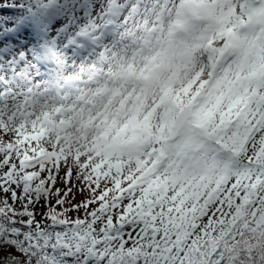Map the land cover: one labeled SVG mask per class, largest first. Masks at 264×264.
Listing matches in <instances>:
<instances>
[{
    "label": "snow or ice",
    "instance_id": "obj_1",
    "mask_svg": "<svg viewBox=\"0 0 264 264\" xmlns=\"http://www.w3.org/2000/svg\"><path fill=\"white\" fill-rule=\"evenodd\" d=\"M138 2L118 45L55 21L59 65L98 60L0 90V264H264V0Z\"/></svg>",
    "mask_w": 264,
    "mask_h": 264
},
{
    "label": "rangeland",
    "instance_id": "obj_2",
    "mask_svg": "<svg viewBox=\"0 0 264 264\" xmlns=\"http://www.w3.org/2000/svg\"><path fill=\"white\" fill-rule=\"evenodd\" d=\"M75 2V0H72L69 4L68 12L62 13L61 17H55L54 23L57 20L65 21L74 17V23L78 22L82 25L94 21L102 29L112 17L111 14L101 15L102 6L108 5L109 0H79L76 3V7H73V3ZM118 2L124 5L119 11L121 14L119 27L124 28H121L115 37L106 39L104 45L107 46L118 45L122 39H130L131 37H126V34L134 33L143 22V5L139 4L138 0H118ZM133 9L137 10L134 11ZM70 10H72V13L69 12ZM52 29L56 33V28L52 27ZM104 33L105 30H103L102 34L104 35ZM49 46V44L38 43V40L35 41L32 38H28L25 43L18 42L13 47V51L0 57V90L5 88L12 91L20 90L18 82L21 81V77H26L30 82L36 83L54 81L58 76L67 77L75 75L80 68L97 61L100 52L103 51V47H101L95 53L86 52L85 54L78 55L71 49L64 50L65 63L61 66L54 59L51 62L45 61V53ZM21 56L25 57L23 61H21ZM48 64H53V70H46L45 65L48 66Z\"/></svg>",
    "mask_w": 264,
    "mask_h": 264
},
{
    "label": "trees",
    "instance_id": "obj_3",
    "mask_svg": "<svg viewBox=\"0 0 264 264\" xmlns=\"http://www.w3.org/2000/svg\"><path fill=\"white\" fill-rule=\"evenodd\" d=\"M71 0H41L43 5H48L43 11L46 12L44 17H48L54 8H59L58 11L66 9L68 3ZM41 11L37 6V0H0V34L1 32L9 28H19L22 21H30V16ZM42 17V18H44ZM41 18V19H42ZM58 187H63L62 184H58ZM2 195V194H0ZM84 197L77 192L74 203L80 202ZM55 201L53 200V204ZM37 213L46 211L44 207L38 206L36 209ZM75 217L76 213H72ZM83 216V212L80 213Z\"/></svg>",
    "mask_w": 264,
    "mask_h": 264
}]
</instances>
